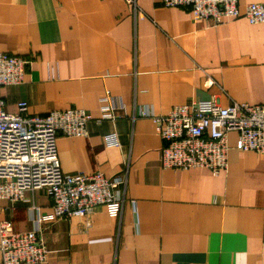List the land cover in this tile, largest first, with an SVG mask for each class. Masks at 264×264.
<instances>
[{"label": "crops", "instance_id": "0c3cea01", "mask_svg": "<svg viewBox=\"0 0 264 264\" xmlns=\"http://www.w3.org/2000/svg\"><path fill=\"white\" fill-rule=\"evenodd\" d=\"M248 3L264 0L240 9ZM0 52L30 61L22 83L0 88L6 111L25 102L29 115H92L86 136L58 138L62 173L124 178L121 202L86 216L37 223L33 207L51 212L44 190L0 200V223L41 227L44 264H264V156L238 151L233 132L226 170L163 168L156 125L140 116L264 104V24L214 26L161 0H0Z\"/></svg>", "mask_w": 264, "mask_h": 264}, {"label": "built area", "instance_id": "2783aa9c", "mask_svg": "<svg viewBox=\"0 0 264 264\" xmlns=\"http://www.w3.org/2000/svg\"><path fill=\"white\" fill-rule=\"evenodd\" d=\"M127 1L134 4L135 0ZM161 1L166 8H186L193 20L214 26L240 17L251 24H264V3H248L241 10L240 0ZM29 63L23 57L0 52V88L22 83ZM113 116V109L107 106L102 118ZM140 116L151 118L156 125L163 142V168H206L214 175L226 170L228 137L233 132L238 151L264 156V104L231 102L223 107L215 100L194 101L176 105L165 114L141 112ZM92 119L90 113L78 108L29 115L25 102L9 112L0 97V200L17 202L26 192L44 190L51 199V212L33 207L39 224L86 216L97 206L121 202L118 188L124 178L120 173L107 178L100 172L68 175L60 169L58 138L86 136ZM104 141L118 144L115 133L105 135ZM40 231L41 227L19 232L8 222L0 223V264H44L50 251Z\"/></svg>", "mask_w": 264, "mask_h": 264}]
</instances>
